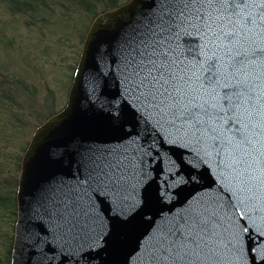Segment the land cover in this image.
<instances>
[{
    "label": "water",
    "instance_id": "obj_1",
    "mask_svg": "<svg viewBox=\"0 0 264 264\" xmlns=\"http://www.w3.org/2000/svg\"><path fill=\"white\" fill-rule=\"evenodd\" d=\"M152 46L172 95L144 79ZM11 264H264V0L94 19L22 157Z\"/></svg>",
    "mask_w": 264,
    "mask_h": 264
},
{
    "label": "trees",
    "instance_id": "obj_2",
    "mask_svg": "<svg viewBox=\"0 0 264 264\" xmlns=\"http://www.w3.org/2000/svg\"><path fill=\"white\" fill-rule=\"evenodd\" d=\"M128 1L0 0V264L12 263L26 148L67 103L94 19Z\"/></svg>",
    "mask_w": 264,
    "mask_h": 264
},
{
    "label": "snow or ice",
    "instance_id": "obj_3",
    "mask_svg": "<svg viewBox=\"0 0 264 264\" xmlns=\"http://www.w3.org/2000/svg\"><path fill=\"white\" fill-rule=\"evenodd\" d=\"M216 2L222 3L224 2V0H216ZM228 2L232 3L234 2V0H228ZM232 15L239 16V12L237 10H234L232 11ZM226 35H228V38H233L235 36V33L233 32ZM145 53H147L149 57L147 63L152 64L153 67L148 71H144V60L142 66L144 79L146 77H150L151 79L149 80V84L154 89L159 91L161 95H164V93H167L168 95H172L173 93H175L178 90V81L172 71V62L170 60H168V62H164L159 59V52L157 51V46H152V50L146 51ZM151 57H155V59H151ZM155 72H160V75H153V73Z\"/></svg>",
    "mask_w": 264,
    "mask_h": 264
},
{
    "label": "rangeland",
    "instance_id": "obj_4",
    "mask_svg": "<svg viewBox=\"0 0 264 264\" xmlns=\"http://www.w3.org/2000/svg\"><path fill=\"white\" fill-rule=\"evenodd\" d=\"M61 96H62V95H61ZM62 97H64V95H63ZM65 104H66V102H65V103H63V105H62V106H59V108H60V109H63V108L65 107Z\"/></svg>",
    "mask_w": 264,
    "mask_h": 264
}]
</instances>
